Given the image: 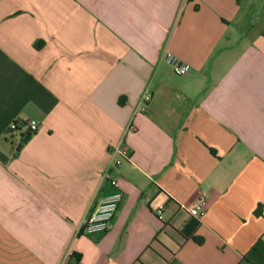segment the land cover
<instances>
[{
	"label": "crops",
	"instance_id": "1",
	"mask_svg": "<svg viewBox=\"0 0 264 264\" xmlns=\"http://www.w3.org/2000/svg\"><path fill=\"white\" fill-rule=\"evenodd\" d=\"M259 241L264 0H0V264H251Z\"/></svg>",
	"mask_w": 264,
	"mask_h": 264
},
{
	"label": "built area",
	"instance_id": "2",
	"mask_svg": "<svg viewBox=\"0 0 264 264\" xmlns=\"http://www.w3.org/2000/svg\"><path fill=\"white\" fill-rule=\"evenodd\" d=\"M166 63L172 68L174 73L178 75L187 74L191 70V64L172 51H165L163 55ZM150 91H145L142 96L141 103L145 106L151 99ZM14 127V126H12ZM24 127L30 131H35L38 128V123L34 120L27 121ZM135 129L131 123L127 127V132ZM113 161L116 165H121L124 161L130 159V149L124 140L115 143L112 148ZM109 168V167H108ZM124 193L118 189L115 192L106 196L101 203L89 213L83 223V228L86 233L105 232L111 226L112 220L123 200ZM206 197L200 195L197 199L185 205V208L195 217L201 219L206 214ZM160 219H163L164 213L162 208L157 211Z\"/></svg>",
	"mask_w": 264,
	"mask_h": 264
},
{
	"label": "trees",
	"instance_id": "3",
	"mask_svg": "<svg viewBox=\"0 0 264 264\" xmlns=\"http://www.w3.org/2000/svg\"><path fill=\"white\" fill-rule=\"evenodd\" d=\"M24 125H25L24 121H16L13 125L14 127L9 128V133L12 134L15 131L21 130L24 127ZM20 135L22 136V141L24 143V142H27L31 138L32 131L28 130V132L20 133ZM262 246H263L262 241L257 242L256 245L253 247L252 252L253 253L256 252L258 254L264 255V253H262ZM245 259L248 260L251 264H264V262H262V261H260L259 263H256L254 260L250 259V256L248 254L245 255Z\"/></svg>",
	"mask_w": 264,
	"mask_h": 264
},
{
	"label": "rangeland",
	"instance_id": "4",
	"mask_svg": "<svg viewBox=\"0 0 264 264\" xmlns=\"http://www.w3.org/2000/svg\"><path fill=\"white\" fill-rule=\"evenodd\" d=\"M261 23V22H260ZM260 25V24H259Z\"/></svg>",
	"mask_w": 264,
	"mask_h": 264
}]
</instances>
